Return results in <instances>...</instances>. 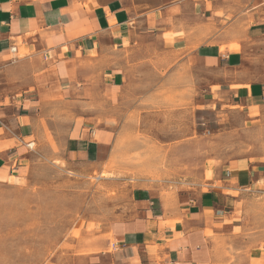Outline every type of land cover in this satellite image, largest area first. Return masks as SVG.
I'll use <instances>...</instances> for the list:
<instances>
[{"label":"crops","instance_id":"0c3cea01","mask_svg":"<svg viewBox=\"0 0 264 264\" xmlns=\"http://www.w3.org/2000/svg\"><path fill=\"white\" fill-rule=\"evenodd\" d=\"M208 2L0 0V58L23 55L6 69L18 89L0 97V188L27 181L37 164L29 142L70 168L97 161L115 138L106 124L89 120L123 106L141 53L165 70L210 72L207 93L262 107L264 83H246L243 75L260 52L264 57V0L234 20L212 15ZM263 168L215 167L208 190L196 196L137 187L130 216L111 220L100 235L135 264H215V237L236 228L233 192L259 183Z\"/></svg>","mask_w":264,"mask_h":264},{"label":"rangeland","instance_id":"374dc122","mask_svg":"<svg viewBox=\"0 0 264 264\" xmlns=\"http://www.w3.org/2000/svg\"><path fill=\"white\" fill-rule=\"evenodd\" d=\"M136 1L158 7L170 0ZM254 2L209 0L208 7L234 20ZM261 54L245 70L246 83H264ZM22 56L0 58V97L18 89L6 69ZM148 56L140 54L123 106L89 120L106 124L115 138L97 161L70 168L36 146L27 181L0 188V264H135L107 245L110 235H100L111 220L130 216L135 188L196 196L208 190L215 167L264 166V105L248 109L231 93H207L210 72L165 70ZM233 194L236 228L215 237V264H264V168L259 183Z\"/></svg>","mask_w":264,"mask_h":264},{"label":"built area","instance_id":"2783aa9c","mask_svg":"<svg viewBox=\"0 0 264 264\" xmlns=\"http://www.w3.org/2000/svg\"><path fill=\"white\" fill-rule=\"evenodd\" d=\"M11 52L12 53H16L17 52V47L14 46L11 48ZM263 100H264V95H263ZM27 147L30 149V150H33L35 148V143L34 142H29L27 143Z\"/></svg>","mask_w":264,"mask_h":264},{"label":"bare ground","instance_id":"6f19581e","mask_svg":"<svg viewBox=\"0 0 264 264\" xmlns=\"http://www.w3.org/2000/svg\"><path fill=\"white\" fill-rule=\"evenodd\" d=\"M95 219V218H94Z\"/></svg>","mask_w":264,"mask_h":264}]
</instances>
